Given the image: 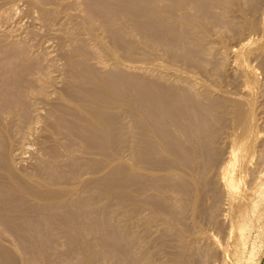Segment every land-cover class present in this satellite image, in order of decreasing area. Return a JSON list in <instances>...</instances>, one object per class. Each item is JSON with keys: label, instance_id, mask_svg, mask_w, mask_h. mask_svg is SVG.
<instances>
[{"label": "bare ground", "instance_id": "obj_1", "mask_svg": "<svg viewBox=\"0 0 264 264\" xmlns=\"http://www.w3.org/2000/svg\"><path fill=\"white\" fill-rule=\"evenodd\" d=\"M47 3H49V0ZM86 3L89 6L85 4V9L89 10L86 13H89L84 15L82 11L83 14L71 15L73 20L76 19L81 23L80 26L86 32L87 38L84 36L85 32L83 33L84 38H77L74 42L72 41L73 38H70L73 49L67 50L66 53L67 71L64 89H54L55 81L48 74L50 70L48 72V68L46 69L31 60L28 53L32 51H27L26 47L18 49L15 54H7L9 55L7 61L13 63H10V66L6 69H0V264H51L47 254L53 244L50 245V243L53 240L55 242V239H64L67 242L63 250V254L67 257L64 256V258L66 260L69 258V263L66 264H70V262L71 264H110L115 258L118 264H148L154 261V254L146 251V246H143V253L138 254L136 251L137 243L140 241H143L145 245L148 243V237L145 234L142 235V233L140 235L136 231V227L145 224L148 226V222L151 220L145 218V216L143 218V211L150 210L155 218L161 219L165 224L167 223L169 228H172L170 226L173 220L170 221V218H174L173 221L176 223L180 220L179 217L175 219L171 208L168 207L169 204H174L169 195L157 199V202L151 200V203L146 201L147 197L144 200L140 195L145 188L154 189L153 193L158 188L161 191L165 189L169 192H175L169 186L170 183L169 185L167 183L171 177H176L181 181L183 191L179 193V202L182 203L185 199L187 201V198L191 200L192 205H189V207L192 206L194 216L195 214L200 216L202 212L205 215L208 214L209 222L217 228L218 235L222 231L221 235L224 236L223 222L225 220L223 211L221 212L220 208L218 210L215 204L212 207L206 206V208V204H203L205 198L212 199L218 192V187L216 189L214 185L208 184L207 176L208 178L211 176V174L209 176V173L212 169L214 170L216 163L222 157V152L216 145L223 139L224 129L227 132L228 128L231 130L238 128L240 131L241 129H247L248 134V128L254 123L251 117L253 105L250 104L252 106H249V97L252 96V93L248 92L245 96L241 93L227 92V89L229 91L227 86L231 79L228 80L227 86L224 84L226 91L223 90V86V88H219L221 84L218 87L219 94L214 95L216 84L213 79L217 83L220 80L222 82L229 74L228 66L230 64L227 63L225 51L222 54L219 52V47L210 46L209 48L208 44L212 43V41L210 42L211 34L217 33L223 36L226 33L227 35L235 33L241 36L244 32L248 35L246 30L248 33L249 30L250 33L255 30L257 28L256 15L264 13L262 10L260 11L261 6L264 5V0H86ZM52 4L51 2L47 6L51 7ZM92 4L97 6V12L91 9ZM75 5L77 4L75 3ZM55 6L57 5L55 4ZM45 7L43 5L42 14L44 18L51 19L53 16L52 10L49 11L48 9L51 8ZM31 8L33 7L31 6ZM74 8H71L72 11ZM52 9L54 11V8ZM234 10L240 12L241 21L230 17ZM56 12L54 11V14ZM67 14H70V12L67 11ZM258 23L262 24V20ZM258 26L260 25L258 24ZM79 28L77 27V29ZM70 29L67 30L70 31ZM97 29L110 35L112 45L107 44L104 38L99 37ZM258 30L260 32V29ZM132 31L136 33L137 37H135L136 40L132 39L133 41L130 39ZM259 32L253 31L254 36L255 33ZM251 35L252 33L249 37ZM229 36L226 39L221 38L224 41L230 40ZM258 37L260 36L258 35ZM49 40L52 41V39ZM87 42L91 45L95 44V47L97 45L92 53L88 51L89 44ZM128 42L129 44L138 43L141 48L148 52V56H151V61L152 56L155 58L156 55L160 56V59L165 62L166 65L163 67L159 65V69L157 66H153V69H151L158 76L157 80L146 79L148 73L143 78L141 72L140 76L130 67H127L128 64L125 65V62H131L136 57L135 53L138 48L132 47L131 44V46H128ZM215 43L217 45L218 42ZM238 43L237 45L242 46L241 42L238 41ZM120 44L124 46H121L122 50H124V54L129 57L130 61L123 60L122 55L120 57V53H118L120 49L117 47ZM64 45L66 44L64 43ZM254 45L256 46V44ZM257 45L261 47V44L257 43ZM247 46L248 44L243 48ZM65 48L67 46L63 49ZM225 48L228 49V52L231 45ZM249 51L247 52L249 53ZM139 53L141 54V49ZM143 55L145 56V54ZM219 55H221V58ZM90 57L97 60L99 65L104 64L109 68L100 70L101 68L93 67ZM214 59L219 60L217 69L210 70L209 65ZM229 59H231V55ZM250 59L254 58L250 57ZM255 60L257 59L255 58ZM146 61L144 60V65H146ZM156 61L155 58L153 65ZM158 61L157 63L161 62ZM178 62L181 66L177 65ZM252 62L257 63L259 61ZM172 64L176 67L173 71L176 80L173 83L171 80L174 77L170 79L169 74ZM240 64L239 62L238 65ZM250 67L252 66L250 65ZM167 68H169V71H167ZM142 70L144 69L142 68ZM143 74L145 75L144 71ZM200 74L206 78L205 81L207 78L212 79L213 89H211V85L197 82L196 77ZM249 74L253 75V73ZM229 77L231 78L230 75ZM231 85L233 84L231 83ZM49 90H53V92ZM240 91L242 92V89ZM235 92H238V90H235ZM52 95L54 100L51 99ZM253 103L255 104V101ZM257 103H260V101H257ZM259 105H256V107L258 108ZM38 124L42 125H40L42 127L41 131L39 128L37 129ZM233 133L234 139H236L235 132ZM238 134V136L241 135L240 132ZM258 134L260 135V132ZM27 135L38 136L39 144H41L39 146L42 148L39 149L43 150V153L39 158L36 169L23 170L22 167V169L17 170L16 161L13 160L9 151L15 142L14 140L17 142L18 137ZM38 141H35V143ZM231 143L233 144V142ZM235 143L234 146H231V151L229 149L231 157L229 162L228 159L226 160L228 164L226 166L222 164L224 167H220V173L216 172L217 176L218 174L221 176V179L217 177L218 180L220 179V183H223L227 189L228 187L231 188V190L236 186L237 166L240 158H244L243 153H245L243 146L236 147L239 143L237 145ZM118 144L120 145L118 146ZM224 144L227 143L224 142ZM262 148L264 149V147ZM124 149L130 153L131 161L128 160V157L126 159L122 156ZM19 150H22V148ZM26 152L27 150L23 154ZM263 154L262 158L264 159ZM122 157L126 162L123 161ZM257 157L261 159V156ZM16 158L19 160V164L26 161L23 155L18 157L16 155ZM245 159L241 160L242 164H244ZM127 160L129 163H127ZM223 160H225V156ZM216 168L215 170H217ZM259 168H261V165L258 166ZM147 171H149V176L151 171V174L155 172V175L158 172L157 178L146 176ZM259 174L261 173L259 172ZM152 175L154 176V174ZM261 176L263 175L261 174ZM240 181L238 182L240 183ZM225 186H222V188ZM237 188L239 189V185ZM146 192L151 194V190ZM142 196L144 197V194ZM175 196L172 197L176 201ZM219 196L221 197V195ZM120 208H125L123 211L127 209L125 214L127 213L128 216H126L127 222L125 221V224L120 220L123 215V212L119 211ZM180 210H183V208ZM232 224L231 229H234ZM177 225L178 227L173 228L176 229L175 231H179V239L183 240L186 235L191 234L189 228L182 227V223L179 222ZM103 233L106 234V241H103ZM174 234L176 235V233ZM118 237L128 238L132 242L129 252L124 255V257L128 255V258H125L124 261L119 257L122 252L117 250L118 247L115 248L119 243L116 240L119 239ZM190 237L192 236H189V240H191ZM13 239H15V242L36 244V246H30L29 250L38 252L42 262L36 263L30 257L25 258L26 255L24 258H20L18 255L20 253L16 249L17 245L14 248L9 244L11 243L10 240L13 241ZM189 244H191V241ZM193 246L195 245H191V247ZM180 249L182 255L177 253L174 256L170 255L172 257L169 256L170 258L162 263L189 264L187 259L191 249L190 246L184 244ZM194 253L196 255L195 251ZM205 253H207L206 256L203 255L206 257L205 263L215 257L214 251L210 250ZM190 259L192 258H189V261ZM158 264L160 263L158 262Z\"/></svg>", "mask_w": 264, "mask_h": 264}, {"label": "rangeland", "instance_id": "obj_2", "mask_svg": "<svg viewBox=\"0 0 264 264\" xmlns=\"http://www.w3.org/2000/svg\"><path fill=\"white\" fill-rule=\"evenodd\" d=\"M8 1V2H7ZM0 0V12L2 13V15L0 14V69H6L8 66H10V63H13L12 61H7V57L9 55L7 54H15L18 49H21V48H25L26 47V50L31 52V53H28L30 54L29 56L31 57V60H33L34 62L38 63L39 65L43 66L44 68H48V72L50 70V72L48 73L49 75L52 76V78L54 79L55 81V87L54 89H57V90H62L64 89V86L66 85V69H67V50L69 51L70 49L72 50L73 49V43L71 42V39L72 41L74 42L75 39L77 38H87L86 36V32L84 31L83 27L81 28V23L79 21H77L76 19L73 20L72 16L71 15H80L81 13L83 14L84 12V15H86V11H89L87 9H85V4L88 6V4L86 3V0H49V3H47L48 0ZM58 1V2H57ZM61 1V2H60ZM77 5H75V3ZM28 2V3H27ZM51 2L54 4L51 5V7H48ZM44 3V4H42ZM47 3V5H46ZM65 3V4H64ZM71 3V5H69ZM42 4V5H41ZM55 4L57 6H55ZM64 4V5H63ZM83 7H82V5ZM43 5L46 6L45 8H51V9H48L49 11L52 10V18L51 19H47L46 17L44 18V15L42 14V8H43ZM62 7H60V6ZM66 5V6H65ZM68 5V6H67ZM80 5V6H79ZM31 6L33 8H31ZM41 6V7H40ZM55 6V7H53ZM23 7V8H22ZM64 7V9H63ZM66 7V9H65ZM68 7V9H67ZM77 9H75V8ZM89 7V6H88ZM92 10L94 11H98L97 10V6L92 4L91 6ZM12 8V9H11ZM14 8V9H13ZM54 8V11H58L54 14V11L53 9ZM59 8V10H58ZM74 8V10L72 11V9ZM79 8V9H78ZM29 9V10H28ZM57 9V10H56ZM70 9V10H69ZM81 9V10H80ZM83 9V10H82ZM61 10V11H60ZM76 10V11H75ZM236 10V9H235ZM233 11V14L231 13L230 17H232L233 19L237 18L238 21H241L242 18L240 16V12L238 11ZM262 10V12H264V5L263 7L261 6V9L260 11ZM38 11V13H37ZM40 11V12H39ZM67 11L70 12V14H67ZM79 14H78V12ZM83 11V12H82ZM61 12V13H59ZM71 12H73V14H71ZM77 12V13H76ZM260 12V13H262ZM15 13V14H14ZM41 13V14H40ZM63 13V14H62ZM65 13V14H64ZM86 13V14H85ZM4 14V15H3ZM8 14V15H7ZM56 15V16H55ZM70 15V16H68ZM233 15H235L233 17ZM264 13L261 15V14H257L256 15V22H257V28L255 30H252L251 33V37H249V35L251 34L250 33V30H249V33L248 31L246 30V33L248 35L244 34L239 36L238 34H232V33H229L228 35H230V40H225L227 42H225L224 40H222L223 38H227L228 35L227 33L225 35H218L217 33L216 34H211V37H210V42L212 41V43L208 44L209 48L210 46L211 47H214L215 46L219 49H220V53L224 54V51H225V57L227 58L228 60V73L227 74V77L224 78V80L221 82V80L217 83L214 79H213V82L216 84V88L214 87L215 92L214 91V95H218L219 94V89L218 87L221 85V87L219 88H223V90L225 89L226 91V86L228 84V80H229V84H228V88H229V91L227 89V92L229 93H241V94H244L245 96L247 95L248 92H250V94L252 96L249 97V106L252 107L251 111H252V115H254L255 117L253 118V116L251 115L252 117V122L254 121V125L251 124L250 128L252 129L253 127V134H252V130L250 128H248V134H247V129H230L228 128V132L225 131L224 129V133H223V139L219 142L218 145H216V147L222 152V157L221 159H219V161L216 163L215 167H214V170L215 168L217 170H211V173H209V176L211 174V178L207 176V181H208V184H212L214 185V187L217 189L218 187V192L216 194V196H213L212 199L210 198H205L204 199V202L203 204L205 205V208L206 206L207 207H212L214 206H217L218 210L221 209V212L224 213V222H223V228L225 229L224 230V236L221 235V232L220 235H218L217 233V228H215L213 226V224H211L209 222V216L208 214L205 215V213H202L197 215L195 214L194 216V213L192 212V206L189 207V205H192V201L189 200L187 197V201H182L179 202V193H182L183 189H182V185H181V181L179 179H177L176 177H171V179L168 180V185L170 183V187H172V189H174L175 192H169V191H166L165 189L161 191V189H157L155 190V193L154 192V189H150V188H145L144 191L141 193V197L144 199L146 198V201L150 202L151 203V200L152 202H155L157 199H162L163 197L165 196H168L172 198V201L174 204H169V208H171L172 210V213L175 215V219L176 217H179V222L182 223V227H186L187 229L189 228V231H191V234L189 233L188 236L186 235V237L181 240L179 239L180 237V234H179V231H175L176 229H174L175 227H178V223H176L174 220V218H170L169 220L171 221L172 220V225L170 227L172 228H169L167 227V223L165 224L161 219L159 218H155L152 214V212L149 210H145L143 211V218L145 216V218H149V222H148V226L147 224L145 225H140L138 227H136V231L139 232V234L142 235L145 234L148 238V243L147 241H145L147 244L145 245L143 243V241H138L139 243H137L136 245V248H137V252L138 254H141L143 253V246H146V251L148 252H151L154 254V261L153 264H158V262L160 264H163L165 263L170 257L176 255L177 254H180L182 255V252H181V246L182 245H189L190 246V251H189V254H188V259L187 261L189 262V264H201V261H202V258H203V261H202V264H264V159L262 158V153H264V149L262 147H264V65H263V60H264V31H263V23H264V17H263ZM3 16V17H2ZM43 16V18H42ZM89 16V14H88ZM8 17V18H7ZM56 17V18H55ZM70 17V18H69ZM59 21H58V19ZM66 18H67V21H66ZM64 19V20H63ZM259 19V20H258ZM13 20V21H12ZM258 20V21H257ZM262 20V24L258 23L259 21L261 22ZM38 21V22H37ZM58 22V23H57ZM64 22V23H63ZM70 22H71V26H70ZM32 23V24H31ZM44 23V24H43ZM63 23V24H62ZM78 23V24H77ZM258 24L261 26H258ZM77 25V26H76ZM45 26V27H44ZM73 26V28H72ZM67 27V28H65ZM76 27V28H75ZM77 27L79 29H77ZM42 28V29H41ZM70 29V31H68ZM68 29V30H67ZM82 29V31H80ZM260 29V32L259 30ZM17 30V31H16ZM22 30V31H21ZM53 30V31H52ZM4 31V32H3ZM40 31V32H39ZM65 31H66V34H65ZM80 31V32H79ZM97 29V34L99 35V37L104 38V41L106 40L107 41V44L109 45H112L111 44V37L109 34H105L103 33V31ZM253 31L255 32H259V33H255V36H254V33ZM15 32V33H14ZM26 32V33H25ZM46 32V33H45ZM52 32V33H51ZM69 32V33H68ZM85 32V33H84ZM99 32V33H98ZM6 33V34H5ZM9 33V34H8ZM12 35H11V34ZM40 33V34H39ZM57 33V34H56ZM75 34V36L72 35ZM83 33H84V36H83ZM103 33V34H102ZM262 33V34H261ZM70 34V36H69ZM79 34V35H78ZM82 34V35H81ZM102 36H101V35ZM136 33H133L132 31V34L130 36V39L132 40H136ZM2 35V37H1ZM44 35V36H43ZM52 35V36H51ZM56 35V36H55ZM104 35V36H103ZM213 35V36H212ZM217 35V36H216ZM258 35L260 37H258ZM23 36V37H22ZM30 36V37H29ZM32 36V37H31ZM216 36V37H215ZM226 36V37H224ZM242 36H245V37H242ZM263 36V38H262ZM54 37V38H53ZM58 40H57V38ZM136 37V38H135ZM219 37V38H218ZM223 37V38H221ZM256 37V38H255ZM258 37V38H257ZM56 38V39H55ZM61 38V39H60ZM71 38V39H70ZM255 38V39H254ZM260 38V39H259ZM262 38V39H261ZM29 39V40H28ZM33 39V40H32ZM49 39H52L49 40ZM65 39V41H64ZM70 39V40H69ZM216 39V40H214ZM232 39V40H231ZM38 40V41H37ZM55 40V41H54ZM69 40V41H68ZM132 40V41H133ZM251 40V41H249ZM254 40H257V41H254ZM260 40V42H259ZM4 41V42H3ZM29 41V42H28ZM63 41V42H62ZM110 41V42H109ZM229 41V43H228ZM233 41V42H232ZM241 42V45H237V43ZM254 42V44H256V46L252 45V43ZM62 42V43H61ZM215 42H218L217 45ZM258 44H261V47L257 45ZM263 42V43H262ZM41 43V44H40ZM64 43L66 45H64ZM244 43V45H243ZM2 44V45H1ZM6 44V45H5ZM40 44V45H39ZM87 44H89L88 46V51L90 53L93 52V49H96L95 47V44L91 45L90 43L87 42ZM127 44V43H126ZM132 45V47H138L137 48V51L135 53V58H133V60L131 62H125V65L128 66L127 67H130L134 72H136V74L140 75L141 76V73H142V76L141 77H145L148 73V75L145 77L146 79H155L157 80L158 79V76L153 72L151 71V69H153V66L157 68L159 67V65L161 67H163L165 64V62L162 61V59H160V56H154L157 61H161L159 63L154 62V65H153V61L155 60V58H153L152 56V61H151V56L149 57L148 56V52L145 51L143 48H141V46L138 44V43H130ZM128 42V46H131ZM214 44V45H213ZM227 44H229L227 46ZM239 44V43H238ZM248 44L247 47H244L243 46H246ZM251 44V45H250ZM4 45V46H3ZM32 45V46H31ZM42 45V46H41ZM231 45V50L232 49H236V50H230L227 52V48L225 47H229ZM234 45V46H233ZM237 45V46H235ZM63 46V47H62ZM65 46H67V48L63 49ZM72 48H70V47ZM85 46V45H84ZM100 46V45H98ZM123 45L120 44V46H117L119 47L120 49V57L122 55V58L123 60L126 59V60H129L127 57L126 54H124V50H122L123 48L121 47ZM240 46V47H239ZM258 46V47H257ZM13 47V49H12ZM95 47V48H94ZM124 47V46H123ZM237 47V48H236ZM11 48V49H10ZM242 48V49H241ZM257 48V49H256ZM30 49V50H29ZM57 49V50H56ZM141 49V54L139 53V50ZM238 49V50H237ZM240 49V51H239ZM254 49V50H253ZM34 50V51H33ZM250 50V51H249ZM252 50V51H251ZM36 51V52H35ZM49 51V52H48ZM144 51V52H143ZM223 51V52H222ZM249 51V53L247 52ZM35 52V54H34ZM147 52V53H146ZM232 52V54H231ZM239 52V54H238ZM253 52V53H252ZM46 53H47V56H46ZM48 53H49V57H48ZM138 53V55H137ZM227 53V54H226ZM247 55H246V54ZM263 53V54H262ZM34 54V55H33ZM145 54V56L143 55ZM231 55V59L230 58V55ZM234 54V56H233ZM241 54V55H240ZM261 54V55H260ZM65 55V57H64ZM246 55V56H245ZM251 55V56H250ZM148 59V62L146 61L147 58ZM224 56V55H223ZM233 56V57H232ZM238 56V57H237ZM244 56V57H242ZM36 57V58H35ZM48 59L46 60L45 59ZM52 57V58H51ZM93 57V56H92ZM92 57H90V62L92 64L93 67L97 68V69H100V70H107L109 67L106 65L104 66V64H100L97 63L98 61L93 59ZM127 57V58H126ZM219 57L221 58V55H219ZM229 57V58H228ZM251 58H254V59H250ZM259 57V58H258ZM217 58V57H215ZM237 58H239L237 60ZM255 58L257 60H255ZM6 59V60H4ZM154 59V60H153ZM219 59V58H218ZM233 59V60H232ZM54 60V61H53ZM144 60L146 61L144 65ZM251 60V61H250ZM5 61V63H4ZM95 61V62H93ZM130 61V60H129ZM151 61V62H149ZM181 61V60H180ZM234 61V62H233ZM252 61L256 62V61H259L257 63H253ZM54 62V63H52ZM61 62V63H60ZM241 63L240 65H238V63ZM252 62V63H251ZM2 63V64H1ZM218 63H219V60H212L211 64L209 65L210 66V70H215L217 69V66H218ZM233 63V64H232ZM235 63V64H234ZM97 64V65H96ZM232 64V66H231ZM255 64V65H253ZM59 67H58V66ZM133 65V66H131ZM179 66L180 63L178 62ZM243 65V66H242ZM250 65L252 67H250ZM259 69H257L258 67ZM4 66V67H3ZM55 66V67H54ZM139 66V67H138ZM147 66V67H146ZM208 66V67H209ZM216 66V67H215ZM248 66V67H247ZM256 68H255V67ZM65 67V68H64ZM104 69H103V68ZM138 67V69H137ZM141 67V69H139ZM172 68H170V71L168 70L169 68H167V71H169V74H170V79H174L171 80V82L173 83V81H175V75L173 74V71L174 69L176 68L175 65H171L170 66ZM241 69H240V68ZM142 68L144 70H142ZM146 68V69H145ZM149 72H148V70ZM244 68V69H243ZM254 68V69H253ZM45 69V71L47 72V70ZM159 69V68H158ZM250 71H249V70ZM147 70V71H146ZM231 70V71H230ZM262 70V71H261ZM55 71H58V72H55ZM143 71L145 73V75L143 74ZM161 71V70H159ZM246 71V72H245ZM257 71V72H256ZM261 71V72H260ZM60 72V73H59ZM141 72V73H140ZM241 72V73H240ZM255 72V73H254ZM249 73H253L252 74H249ZM61 74V75H60ZM151 74V75H150ZM172 74V75H171ZM256 74V75H255ZM263 74V75H262ZM65 75V76H64ZM229 75L231 76V78L229 77ZM250 75V76H249ZM252 75V76H251ZM61 76V77H60ZM151 76V77H149ZM172 76V77H171ZM55 77V78H54ZM196 77V75H195ZM237 77V78H236ZM250 77V79H248ZM252 77V78H251ZM255 79H254V78ZM256 77H258L256 79ZM58 78V79H57ZM60 78V79H59ZM64 78V80H63ZM160 78V77H159ZM198 80L197 82L198 83H204V84H208V85H211V89H213V82H212V79H209L207 78V80L205 81L204 79H206L205 77H203L201 74L198 75L196 77ZM202 78V79H201ZM228 78V79H227ZM241 79V80H240ZM258 80V81H256ZM205 81V82H204ZM57 82V84H56ZM212 82V83H211ZM211 83V84H210ZM231 83L234 85H231ZM236 83V84H234ZM258 83V84H257ZM226 86H225V85ZM261 84V85H260ZM229 85H231V87H229ZM236 85V86H235ZM238 85V87H237ZM62 86V87H61ZM223 86V87H222ZM255 86V88H254ZM259 86V87H258ZM198 87V86H197ZM231 88H235V90H238V92H235V90L231 89ZM257 88V89H256ZM262 88V89H261ZM242 89V92L239 90ZM244 89V90H243ZM259 89V90H258ZM246 90V92H245ZM261 90V91H260ZM49 91H52L53 90H49ZM256 93V94H255ZM255 94V95H254ZM263 95V96H262ZM253 98V99H252ZM256 98H259V99H256ZM52 100H54V96L52 95L51 97ZM51 101V100H50ZM255 101V104L253 103ZM257 101L260 103H257ZM52 102V101H51ZM252 104V105H250ZM258 108L256 107V105H258ZM255 105V106H254ZM260 107V108H259ZM262 107V108H261ZM257 110H256V109ZM261 109V110H260ZM255 110V111H254ZM254 111V112H253ZM255 113V114H254ZM257 118V119H256ZM251 119V118H250ZM258 120V121H257ZM41 124H38L37 125V129L39 128L40 131L42 129V125L40 126ZM255 126V127H254ZM230 129V131H229ZM227 130V129H226ZM260 130V131H259ZM39 131V132H40ZM235 132V136H236V139H234V133ZM258 131V132H257ZM227 132V133H226ZM231 132V133H229ZM240 132V136H238ZM243 132V133H242ZM251 132V133H250ZM256 132V134H255ZM260 132V135L258 134ZM227 136H225L226 134ZM230 134V136H229ZM238 134V135H237ZM251 134V135H250ZM258 134V135H257ZM243 135V136H242ZM246 137H245V136ZM250 135V136H248ZM262 135V136H261ZM27 135V136H24V137H18L17 138V142L16 140H14L15 142L12 144V147L10 148V154L13 158L14 161H16V167H17V170H20L22 169L23 167V170L26 169V170H34L38 167V164H39V158L40 156L42 155L43 153V150L41 151L40 149H42L39 145L40 142L38 141V136L35 137V135ZM229 136V137H228ZM238 136V137H237ZM256 136V137H255ZM34 137V139H33ZM227 140H226V138ZM241 137V138H239ZM245 137V138H244ZM20 138V139H19ZM25 139V140H24ZM31 139V140H30ZM231 139V140H230ZM234 139V141H233ZM242 139V140H240ZM244 139V140H243ZM21 140V142H20ZM229 140V141H228ZM238 140V141H237ZM249 140V142H248ZM262 140V141H261ZM30 141V142H29ZM34 141V142H33ZM35 141H38L37 143H35ZM237 141V143H235ZM255 141V142H254ZM227 143V144H224ZM233 142V144L231 143ZM243 142V143H242ZM246 142V144H244ZM21 143V144H20ZM27 143V144H26ZM234 143L235 145H237L238 143V146L236 147H239V146H243V150L244 152L246 153H243V157L240 158V162L238 163V166H237V171H236V174H235V182H236V186L234 188H229L227 189V187L223 184V183H220V179H221V176L218 174V176L216 175L217 173L216 172H219V170H221L222 167H224L223 165H227L228 162H229V158L231 157V154L229 153V149L231 151V146L233 145L234 146ZM243 145H242V144ZM260 143V144H259ZM20 144V146H19ZM26 144V145H25ZM29 144V145H28ZM33 146H32V145ZM38 144V145H36ZM16 145V147H15ZM24 148H23V146ZM31 145V146H30ZM35 145V146H34ZM120 144H118L119 146ZM220 145V146H219ZM222 145V146H221ZM30 146V147H29ZM228 146V148H227ZM245 146V147H244ZM20 147V148H19ZM26 147V148H25ZM222 147V148H221ZM230 147V148H229ZM22 148V150H19V149ZM33 148V149H32ZM40 148V149H39ZM245 148V149H244ZM247 148V150H246ZM27 152L25 154H23V152H25L26 150ZM30 149V150H29ZM36 149V150H35ZM225 149V151H224ZM29 150V151H28ZM126 149H124L121 153L123 154L122 156L124 158L127 159L128 157V160L131 161V156H130V153L129 152H126L125 151ZM223 150V151H222ZM262 150V151H261ZM15 151V152H14ZM20 151V152H18ZM226 151H227V156H226ZM248 153H247V152ZM259 153H258V152ZM31 152V153H30ZM260 152L261 155H260ZM41 153V154H40ZM128 153V154H127ZM23 157L25 156L24 159H26V161H23L21 162V166L19 164V160H17L16 158V155L17 157L18 156H22ZM229 154V155H228ZM15 155V157H14ZM225 156V160L224 159V156ZM31 156V157H30ZM37 156V157H36ZM130 156V157H129ZM257 156H261V159L260 157H257ZM264 156V154H263ZM122 157V159H123ZM130 158V159H129ZM165 158V157H164ZM246 158V159H245ZM228 159V162L226 161ZM244 160V164H242V161L241 160ZM127 160V163H129V161ZM224 162H223V161ZM258 160V161H257ZM124 162H126L124 159H123ZM222 161V162H221ZM226 161V162H225ZM18 162V164H17ZM219 162H221V164H219ZM256 162V164H255ZM132 163V162H130ZM23 164V165H22ZM37 164V165H36ZM223 164V165H222ZM243 165V166H242ZM261 165V168L258 169V166ZM20 167V168H19ZM221 167V168H220ZM243 171H242V169ZM253 169V170H251ZM256 169V170H255ZM258 169V170H257ZM150 170V169H149ZM154 171V170H153ZM213 171V172H212ZM252 171V172H251ZM262 171V172H261ZM149 171H147V174L144 172V174H146V176L148 177H154V178H157V174L158 172H156V175H155V172L152 173L154 174V176L151 174L150 172V176H149ZM215 172V173H214ZM244 172V173H243ZM259 172L263 175L261 176V174H259ZM258 173V175H256ZM213 174V175H212ZM241 174V175H240ZM152 175V176H151ZM216 175V176H215ZM255 175V176H254ZM215 176V177H214ZM259 176V178H258ZM219 177L220 179L218 180ZM240 183L238 182L239 180ZM261 177V178H260ZM175 178V180H174ZM216 178V179H215ZM252 178V179H251ZM257 178V179H256ZM249 179V180H248ZM212 180V181H211ZM256 180V182H255ZM170 181V182H169ZM178 181V182H177ZM216 181V182H215ZM218 181V182H217ZM252 181V182H251ZM158 182V181H157ZM172 182V183H171ZM180 182V183H179ZM210 182V183H209ZM213 182V183H212ZM255 182V183H254ZM179 183V184H178ZM217 183V184H216ZM238 183V184H237ZM252 183V184H250ZM220 186H219V185ZM245 184V185H244ZM179 185V186H178ZM217 185V186H216ZM239 185V189L237 188ZM174 186V187H173ZM222 186H225L222 188ZM178 187V188H177ZM176 188V190H175ZM248 188V189H247ZM147 189V190H146ZM223 189V190H222ZM233 189H235L233 191ZM151 190V192H150ZM220 190V192H219ZM249 190V191H248ZM146 191H149L151 194H149L148 192ZM180 191V192H179ZM223 191V193H222ZM158 192L159 193V196H158ZM162 192V193H161ZM172 193V194H171ZM178 193V194H177ZM220 193V194H219ZM222 193V194H221ZM142 194H144V197L142 196ZM147 194V195H146ZM154 194V195H153ZM175 195L176 197V201L178 200V202L176 203L175 199H173V197ZM221 195V197L219 196ZM152 199H150L151 197ZM219 196V197H218ZM150 197V198H149ZM215 197V198H214ZM217 197V198H216ZM221 198V199H220ZM154 199V200H153ZM210 199V200H208ZM218 199V200H217ZM145 200V199H144ZM206 200V202H205ZM216 200V202H215ZM157 202V201H156ZM211 202V203H210ZM223 202V203H222ZM186 203V204H185ZM191 203V204H190ZM210 203V204H209ZM225 203V204H224ZM177 204V205H176ZM179 205H183L182 207L179 206ZM187 205H188V208H187ZM203 205V206H204ZM173 206V207H172ZM179 206V207H177ZM186 206V207H185ZM221 206V207H220ZM228 206V207H227ZM174 210H173V209ZM181 208H183V210H180ZM185 208V209H184ZM220 208V209H219ZM121 210H119L120 212H123V215L120 217V220H122L123 224H125V221L127 222V219H126V216H128V214L126 215L125 212L127 211H123L125 210V208H120ZM169 210V209H168ZM170 210V211H171ZM228 210V212H227ZM181 211V212H180ZM180 213V215H178ZM227 213V214H226ZM184 214V215H182ZM170 215H171V212H170ZM193 215V216H192ZM218 215V213L216 214V216ZM141 216V217H142ZM206 216V218H205ZM208 217V218H207ZM231 217V218H230ZM122 218V219H121ZM128 218V217H127ZM183 218V219H182ZM185 218V220H184ZM227 218V219H226ZM199 219V220H198ZM207 219V220H206ZM222 219V217H221ZM228 220V221H227ZM169 222V221H168ZM175 223H176V226H175ZM186 223V224H185ZM233 223V224H232ZM174 224V225H173ZM203 224V225H202ZM231 224H232V228L234 229H231ZM180 225V224H179ZM195 225V227H194ZM211 225V226H210ZM227 225V226H226ZM163 227V229H162ZM174 227V228H173ZM192 227V228H190ZM203 230H202V229ZM215 228V229H213ZM228 228V229H227ZM170 229V230H169ZM192 229V230H191ZM168 230V232H167ZM214 230V231H213ZM223 230V229H222ZM171 232V233H170ZM176 233V235L174 233ZM106 233V232H105ZM103 233V241H106V234ZM108 233V232H107ZM179 235H178V234ZM226 235V236H225ZM228 235V236H227ZM189 236H192L190 237L191 240H189ZM221 236V237H220ZM224 237V238H222ZM231 237V238H230ZM119 238V237H118ZM187 238V239H186ZM194 238V239H193ZM201 238V239H200ZM230 238V240H229ZM128 239V238H126ZM125 238H119V239H116L117 242V245L115 248L118 249L117 250H120L122 253L121 255L119 256L121 258L122 261H124V259L128 258V255H125L126 252H129V248H131V243L130 242V239L126 240ZM186 239V240H185ZM207 239V241H206ZM123 240V241H122ZM185 240V242H184ZM193 240V242H192ZM197 240V241H196ZM179 241V242H178ZM191 241V244H189V242ZM196 241V242H195ZM10 242L12 243H8L10 244V246H14L15 248V245L16 246V249L18 251V254L20 256V258H31L33 260L36 261V263H41L42 262V259L40 258V254L35 251H30L29 248L30 246H36V244L34 243H24V242H15V239L10 240ZM61 242V243H60ZM181 242V243H180ZM7 243V244H8ZM53 243V244H52ZM195 243V244H193ZM199 243V244H198ZM206 243V244H205ZM220 243V244H219ZM228 243V244H227ZM33 244V245H32ZM52 244V245H51ZM55 244V245H54ZM57 244V245H56ZM67 242L66 240L64 239H55V242L54 240L50 243V252L47 254L48 255V258L50 260V263L51 264H61L62 262L64 264H66L67 262L69 263V258L66 260V256L63 254V250L66 246ZM120 244V245H119ZM130 246H129V245ZM138 244H140V246H138ZM171 244V245H170ZM179 244V245H178ZM181 244V245H180ZM202 248H201V246ZM64 245V247H63ZM124 245L126 246L124 248ZM191 245H195L193 247H191ZM225 245V246H223ZM22 246V247H21ZM24 246V247H23ZM27 246V247H26ZM18 247V248H17ZM121 247H122V250H121ZM22 248V249H21ZM25 248V249H24ZM124 248V249H123ZM196 248V249H195ZM199 248V249H198ZM215 248V249H214ZM55 249V250H54ZM61 249H62V252H61ZM21 250H22V253H21ZM24 250V252H23ZM52 250V252H51ZM54 250V251H53ZM60 250V251H59ZM176 250V251H175ZM202 250V252H201ZM214 251L215 252V257L210 259V261H207L206 263L204 262L206 260V254L205 252H209V251ZM219 250V251H218ZM116 251V250H115ZM125 251V252H124ZM173 251L175 252L173 254ZM194 251L196 252V255L194 253ZM172 252V254H171ZM55 253V254H54ZM62 253V254H61ZM170 253V254H169ZM191 253V254H190ZM201 253V254H200ZM205 253V254H204ZM23 254V255H22ZM35 254V255H34ZM52 254H54L52 256ZM58 254V255H56ZM61 254V255H60ZM199 255V258H198V255ZM161 257H160V256ZM167 255V257H166ZM172 255V256H170ZM204 255V256H203ZM59 256V257H58ZM63 256V257H62ZM64 256L66 258H64ZM123 256V258H122ZM170 256V257H169ZM195 256V257H194ZM217 256V258H216ZM220 256V257H219ZM187 257V256H186ZM223 257V258H222ZM38 258V259H37ZM119 258V259H120ZM165 258V259H164ZM189 258H192V259H195V260H192L190 259L189 261ZM125 259V260H126ZM161 262H160V260ZM166 260V261H165ZM214 260V261H213ZM53 261V263H52ZM66 261V262H65ZM115 261V262H114ZM113 262H111L110 264H118L117 263V260L115 258ZM193 261V262H192ZM217 261V262H216ZM152 262H149L148 264H152ZM163 262V263H162ZM209 262V263H208ZM211 262V263H210ZM219 262V263H218ZM71 264V262H70Z\"/></svg>", "mask_w": 264, "mask_h": 264}]
</instances>
